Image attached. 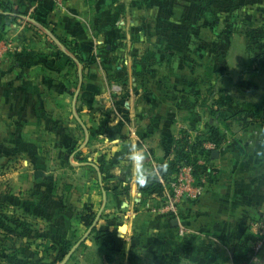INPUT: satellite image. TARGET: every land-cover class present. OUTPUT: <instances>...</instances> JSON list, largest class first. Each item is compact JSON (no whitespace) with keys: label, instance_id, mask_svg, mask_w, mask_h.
<instances>
[{"label":"crops","instance_id":"0c3cea01","mask_svg":"<svg viewBox=\"0 0 264 264\" xmlns=\"http://www.w3.org/2000/svg\"><path fill=\"white\" fill-rule=\"evenodd\" d=\"M242 1L243 31L257 25L262 43L264 0ZM0 2L19 13L0 11V40L14 47L0 48V211L15 229L29 225L6 233L17 241L10 255L30 264H236L243 242L250 264H264V244L252 254L264 207V58L245 34H224L208 53L223 71L200 75L204 52L190 38L202 23L188 27L187 0ZM60 38L76 41L85 63L70 66ZM240 58L253 67L235 71ZM240 112L253 117L242 125L232 118ZM184 133L210 144L217 176L169 217L139 191L126 154L144 149L145 167L160 175ZM85 205L105 232L82 224ZM40 223L44 232L31 230Z\"/></svg>","mask_w":264,"mask_h":264},{"label":"rangeland","instance_id":"374dc122","mask_svg":"<svg viewBox=\"0 0 264 264\" xmlns=\"http://www.w3.org/2000/svg\"><path fill=\"white\" fill-rule=\"evenodd\" d=\"M200 6L197 5V14H199V10L201 9L199 18L198 15L194 17V5L193 0H187V8H188V19L187 21L188 27H194V23H198V20L201 19V31H197L193 33L195 35V39L192 40L190 38V42H196V46L199 48V56L200 52H204L203 61L201 65L200 75H206L209 73L212 75L213 67H217L216 71H223L221 64L215 66L216 62H223L222 60L217 61L216 59L211 60L208 56L214 47L216 46V42L220 43V39H223L222 36L225 34H232L235 39H242V35L245 34L246 39L248 41V46L251 51V54L258 53L260 51H264L263 43L264 41H260L258 36V26L251 25V31H243L244 24H246V16L243 15L244 4L242 0H200ZM245 17V18H244ZM199 26V25H197ZM248 28V26H247ZM227 29V31H226ZM231 30V32L229 31ZM224 40V39H223ZM191 42V46H192ZM218 48V46H216ZM198 50V49H197ZM216 52V51H215ZM198 54V53H197ZM238 60V59H237ZM240 62V65H235V71H240V69L245 68L251 69L253 65L248 64L241 61V58L237 61ZM205 68V69H204ZM225 70V69H224ZM50 162L47 160L46 165L48 166ZM1 169V168H0ZM2 176H0V185L2 184ZM1 199V198H0ZM27 219H30L28 216ZM0 264H30V256L25 255H10L13 252L9 251L13 247H15V243L13 239H10L7 236V232L12 234L20 232L21 229H15L14 225L8 222H4L3 213L0 211ZM2 221L4 223H2ZM29 225L27 224V227ZM35 230L36 232H44L46 230V225L43 223L40 224H32L31 230ZM8 238V239H7ZM22 244L30 243L27 238H23ZM26 245V244H25Z\"/></svg>","mask_w":264,"mask_h":264},{"label":"trees","instance_id":"16d2710c","mask_svg":"<svg viewBox=\"0 0 264 264\" xmlns=\"http://www.w3.org/2000/svg\"><path fill=\"white\" fill-rule=\"evenodd\" d=\"M0 11L1 14H3L6 18L11 19H16L19 14L16 9H14L7 2H0ZM59 40L68 49V51L73 54V56L67 55V61L70 66H75L77 62L85 63V61L78 55V43L76 41L61 38ZM256 55V58L260 63L264 58V51H260ZM249 117H253L252 112H240L232 116L233 119L240 120L242 125H245L247 123ZM200 150H203V140L199 137L191 140L189 135L187 133H184L181 138L178 139L174 147V156L164 166V169L162 170L160 175H155L148 184L142 185L138 183L139 191L144 197L148 198L151 193L156 192V190L161 186L160 178H162L163 180L170 178V176L177 170L178 165H180L181 163L193 164L195 162L194 156ZM96 216V211L90 205H85L82 210L78 211V218L85 226V228L89 229L91 233L98 234L105 232L99 231L95 228L94 222ZM16 226L18 227L19 225ZM28 227L27 223L21 224V232H26L28 230ZM75 241L68 240L61 242V249L67 252ZM240 245L241 255L236 258V264H249V254L251 252V249L246 247L243 242L240 243Z\"/></svg>","mask_w":264,"mask_h":264},{"label":"built area","instance_id":"2783aa9c","mask_svg":"<svg viewBox=\"0 0 264 264\" xmlns=\"http://www.w3.org/2000/svg\"><path fill=\"white\" fill-rule=\"evenodd\" d=\"M61 3V0H57ZM10 50L11 43L7 45L0 40V48ZM19 50V48H15ZM210 144H203V150L195 154V162L193 164L181 163L177 170L170 178L163 180L160 178L161 186L156 192L151 193L148 197L159 201L158 210L169 217H173L177 212V205L184 201H195L200 199L207 190V187L216 178V171L209 159L208 149ZM258 226L257 239L253 243V253H257L264 244V207L258 211L256 220ZM253 257V255H252ZM250 264V261H249Z\"/></svg>","mask_w":264,"mask_h":264},{"label":"clouds","instance_id":"9594fccd","mask_svg":"<svg viewBox=\"0 0 264 264\" xmlns=\"http://www.w3.org/2000/svg\"><path fill=\"white\" fill-rule=\"evenodd\" d=\"M126 155L128 164L137 166V182L142 185L148 184L154 178L155 173L145 167L144 161L147 152L144 149L133 150L129 146Z\"/></svg>","mask_w":264,"mask_h":264},{"label":"water","instance_id":"95a60500","mask_svg":"<svg viewBox=\"0 0 264 264\" xmlns=\"http://www.w3.org/2000/svg\"><path fill=\"white\" fill-rule=\"evenodd\" d=\"M98 216V215H97ZM97 216H96V218H97ZM96 220V219H95ZM172 224H175V219H172ZM94 224H95V222H94ZM88 232H90V230L88 229Z\"/></svg>","mask_w":264,"mask_h":264}]
</instances>
